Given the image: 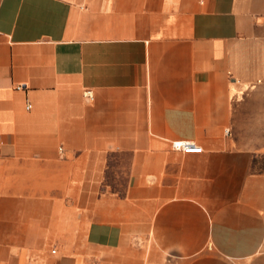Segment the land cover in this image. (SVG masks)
Instances as JSON below:
<instances>
[{
	"label": "crops",
	"instance_id": "crops-1",
	"mask_svg": "<svg viewBox=\"0 0 264 264\" xmlns=\"http://www.w3.org/2000/svg\"><path fill=\"white\" fill-rule=\"evenodd\" d=\"M0 264H264V0H0Z\"/></svg>",
	"mask_w": 264,
	"mask_h": 264
},
{
	"label": "built area",
	"instance_id": "built-area-1",
	"mask_svg": "<svg viewBox=\"0 0 264 264\" xmlns=\"http://www.w3.org/2000/svg\"><path fill=\"white\" fill-rule=\"evenodd\" d=\"M87 95L91 96L90 92H87ZM173 147L175 149L182 150L187 153H201L203 151L202 147L196 145L195 143L189 142V141H175L173 143Z\"/></svg>",
	"mask_w": 264,
	"mask_h": 264
},
{
	"label": "bare ground",
	"instance_id": "bare-ground-1",
	"mask_svg": "<svg viewBox=\"0 0 264 264\" xmlns=\"http://www.w3.org/2000/svg\"><path fill=\"white\" fill-rule=\"evenodd\" d=\"M29 107V106H28Z\"/></svg>",
	"mask_w": 264,
	"mask_h": 264
}]
</instances>
